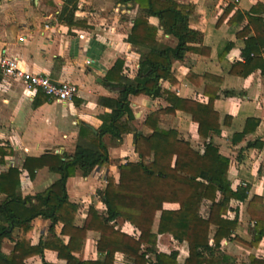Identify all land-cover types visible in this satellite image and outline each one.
<instances>
[{
  "label": "trees",
  "instance_id": "obj_1",
  "mask_svg": "<svg viewBox=\"0 0 264 264\" xmlns=\"http://www.w3.org/2000/svg\"><path fill=\"white\" fill-rule=\"evenodd\" d=\"M63 1L59 23L70 29L82 26L83 22L75 20L79 0ZM239 1L235 0V4ZM117 2L138 6L139 9L127 37V43L140 54L137 75L134 79L124 75L125 62L122 59H118L107 72L103 85L109 89L118 88V97L116 100L105 99L111 112L100 117L102 125L97 132L87 126L81 127L74 154L47 153L38 158L28 157L23 170L10 168L0 173V193L5 196L0 203V264H28L30 259L38 256L43 264H48L45 250L56 252L62 264H117L118 255L126 258L127 264H180L178 251L168 255L159 251L158 237L164 234L171 235L179 243L188 244L189 256L184 264H233L223 250V241H237L257 248L264 238V200L257 195L249 200L247 207L254 228L252 240L247 242L236 235L240 208L233 207L232 203L247 201L250 188L240 186L233 189L228 177L230 160L220 154L212 141L213 134H220V117L213 105L223 79L210 74H188L189 80L196 77L198 85H205V95L209 98L206 105L177 98L164 90L161 84L164 81L179 87L173 64L184 61L188 53L207 55L209 52L203 47V34L189 24L194 6L170 0ZM235 4L229 6L226 14ZM151 17L158 19L166 35L178 40L175 48L157 40L158 28L149 23ZM244 19L247 23L238 36L247 37L242 52L246 62L234 64L230 74L248 77L256 69H261L264 74V61L260 58V51L264 49V3L259 2L246 12L237 10L231 21L240 24ZM232 47L233 44H229L223 56ZM140 95L154 99L165 97L170 107L147 118L145 125L153 130L151 136L136 134L135 150L140 161L119 166L118 181L108 173L107 186L100 192L105 212L91 206L83 226H77L79 206L70 201L67 182L78 172L87 177L98 167L109 168L108 147L103 139L110 136L120 141L123 136L134 132L130 97ZM47 99L49 97L39 93L36 100L42 103ZM75 103L81 104L77 99ZM177 111L190 114L192 121L198 124L199 135L210 139L203 153L179 138L177 131L162 130L157 126L160 115H174ZM251 124L255 130L259 120L248 119L245 131L234 138L242 139ZM11 152L0 148L3 155ZM43 168L57 174L59 179L43 192L22 197L20 178L23 171L33 179ZM166 203L177 204L179 209L167 210L164 208ZM230 213H234L233 218ZM38 218L49 221L50 226L47 238H41L35 245L33 221ZM119 218L131 224L138 237L116 230L114 222ZM157 218L159 226L154 233ZM58 225H62L60 235L57 234ZM212 227L216 231L211 238ZM90 231L100 235L96 245L97 259L82 261L76 255L82 252ZM63 237L68 238L67 243ZM5 240L14 242L8 254L1 246ZM249 264H264V259L250 255Z\"/></svg>",
  "mask_w": 264,
  "mask_h": 264
},
{
  "label": "crops",
  "instance_id": "obj_2",
  "mask_svg": "<svg viewBox=\"0 0 264 264\" xmlns=\"http://www.w3.org/2000/svg\"><path fill=\"white\" fill-rule=\"evenodd\" d=\"M178 4L193 5L194 13L189 24L203 34V53H188L184 61L173 64V72L179 87L162 81V87L177 98L207 104L205 85H198V78L188 79V74L204 76L210 74L223 79L218 98L214 101V111L219 114L220 134H213L212 141L218 146L221 155L229 158V180L234 190L241 184L249 186V197L239 206L240 215L236 235L250 242L254 236L253 224L247 213L249 200L257 195L264 200V74L256 69L248 77L230 74L236 63H245L242 54L247 37L238 36L247 20L242 23L231 21L237 10L249 11L264 0H170ZM234 8L226 14L230 5ZM63 0H0V53L6 51L16 58L23 69L34 74L49 77L53 82H68L78 86V95L71 103L60 104L47 99L38 103L37 96L31 100L19 81H14L0 72V148L11 150L6 155L0 153V173L10 168L23 170L28 157L38 158L47 153L72 155L75 152L82 126L97 132L102 125L100 117L111 112L106 100H116L118 91L103 85L107 72L118 59L124 60V75L134 79L139 69L140 54L127 37L138 17V6L121 5L117 0H79V10L75 20L83 22L80 27L69 28L59 23L58 16L63 8ZM149 23L158 28L157 40L175 48L178 40L166 35L159 26L158 19L151 17ZM254 33H251L253 36ZM20 39H23L21 41ZM229 44L233 47L224 55ZM264 61V49L260 51ZM99 80H102L101 82ZM81 104L78 106L75 100ZM43 100V99H41ZM39 100V101H41ZM131 109L134 115L131 126L134 132L117 141L110 136L104 137L110 157L109 168L98 167L87 177L79 172L67 182L71 202L79 206L76 225L83 226L91 206L100 212L106 207L100 196L107 186V175L111 173L119 180V166L140 161L135 150L136 134L151 136L153 130L146 126L147 118L170 107L165 97L151 98L146 95L131 96ZM248 119L259 120L242 139L235 135L245 131ZM154 122H152L153 124ZM157 126L162 130H175L179 138L189 142L201 153L210 139L201 137L198 124L190 114L177 111L174 115H160ZM153 128V127H152ZM251 144V145H250ZM20 194L22 197L34 196L43 192L59 176L48 168L38 170L31 179L26 171L21 175ZM5 196L0 193V203ZM167 210H177V204H164ZM231 218L234 213H230ZM116 230L138 237L134 227L119 218L114 222ZM50 222L38 218L33 221V244L48 236ZM159 219L155 220L153 231L157 232ZM62 225L57 226L60 235ZM216 231L211 228V238ZM14 239L16 235L14 234ZM97 232H88L83 250L77 254L80 260L97 259ZM67 243L68 238L63 237ZM212 243V242H211ZM223 250L230 263L249 264V256L264 259V238L257 248L247 247L237 241H223ZM8 254L14 246L11 240L2 244ZM158 249L164 254L178 251V262L184 264L189 256L188 244L179 243L171 235L158 237ZM48 264H62L56 252L45 250ZM121 255L116 257L117 264H127ZM28 264H43L40 256L32 258Z\"/></svg>",
  "mask_w": 264,
  "mask_h": 264
},
{
  "label": "built area",
  "instance_id": "obj_3",
  "mask_svg": "<svg viewBox=\"0 0 264 264\" xmlns=\"http://www.w3.org/2000/svg\"><path fill=\"white\" fill-rule=\"evenodd\" d=\"M20 40L23 41V39ZM0 72L14 81L21 82L31 100L39 93H43L52 101L66 104L73 102L78 95L77 85L68 82L56 83L47 76L29 72L23 69L20 62L9 56L6 51L0 53ZM241 186L247 187V184L243 183Z\"/></svg>",
  "mask_w": 264,
  "mask_h": 264
},
{
  "label": "water",
  "instance_id": "obj_4",
  "mask_svg": "<svg viewBox=\"0 0 264 264\" xmlns=\"http://www.w3.org/2000/svg\"><path fill=\"white\" fill-rule=\"evenodd\" d=\"M100 82L102 81V80H99ZM114 90H117L118 91V88H115Z\"/></svg>",
  "mask_w": 264,
  "mask_h": 264
}]
</instances>
